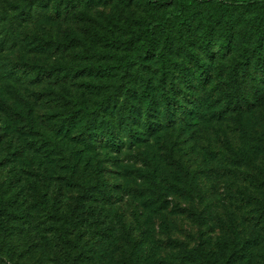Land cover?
Returning a JSON list of instances; mask_svg holds the SVG:
<instances>
[{"label":"rangeland","instance_id":"374dc122","mask_svg":"<svg viewBox=\"0 0 264 264\" xmlns=\"http://www.w3.org/2000/svg\"><path fill=\"white\" fill-rule=\"evenodd\" d=\"M148 1L0 0V196L15 214L0 264H264V70H253L264 0ZM178 9L166 42L145 34L144 20ZM160 84L172 103L200 101L198 122L134 143L121 134L119 152L77 150L75 103L103 102L116 121L123 101L145 105ZM86 180L114 203L87 201Z\"/></svg>","mask_w":264,"mask_h":264},{"label":"trees","instance_id":"16d2710c","mask_svg":"<svg viewBox=\"0 0 264 264\" xmlns=\"http://www.w3.org/2000/svg\"><path fill=\"white\" fill-rule=\"evenodd\" d=\"M255 2H261L263 0H254ZM157 2H164V0H149V4H154ZM216 4H223L222 1L215 0ZM175 17L183 19L182 9L176 11H166L164 15L158 17L152 16L150 20H144L142 23V28L146 35L150 38H154L157 33L160 34L162 38H169V33L167 31L168 25L172 19ZM181 23V21H179ZM201 44L203 45V53L205 58L197 60L196 70L199 72L198 81L200 84H206L209 75L212 73V60H211V49L209 45V38L204 35L201 38ZM189 56L192 58L194 56L193 51L188 50ZM206 57L210 58L209 61H206ZM244 68V66H243ZM36 69V68H35ZM34 69H32L33 71ZM253 70L257 72H262L264 70V58L257 57L253 63ZM16 71H13L11 74L15 75ZM56 68L48 69L45 67H40L38 74H54ZM180 75L183 76L184 68L181 67ZM165 73V71L163 72ZM13 76V75H12ZM15 78H19L15 76ZM159 97L150 98L146 93L147 100L144 104L133 105L131 101H123L118 109L116 121L110 120L106 117L104 112L105 103H98L93 109L88 107L83 102L75 103V107L70 111V120L69 125H75L78 121L85 122V127L80 129L79 136L76 135V139L81 148L77 150L79 152H92L95 147H92L93 142L100 143L101 146L105 145L106 147L112 148L117 152L121 151L122 147L125 144V139H128L131 143L139 140L142 135L151 136L159 132L163 128H170L178 123L183 125H192L198 122L201 117L200 113V104L198 100L190 101L192 108L184 106V103L180 100H176L174 103L171 102L170 89L165 84H160L159 86ZM116 95V93L114 94ZM175 99V98H174ZM203 106V105H202ZM201 106V112H202ZM204 108V106H203ZM99 115L100 118H99ZM103 118V119H102ZM104 120L105 125L101 133H98L96 127L97 123H102ZM141 126L144 129L141 131L139 127ZM62 128L63 125H60ZM121 134H124V138H120ZM145 139V138H144ZM148 140V139H147ZM99 149L102 147L98 146ZM111 149V150H112ZM65 148L60 152L66 154ZM66 156V155H64ZM83 189V197L87 201L93 202H103V203H114L116 196L110 191L107 190L102 184L95 183L91 184L90 180L85 181ZM15 217L14 212L8 206V203L5 199L0 196V227L7 229L9 226V221ZM182 257L187 260L201 261L203 257H206L205 254L198 248H183Z\"/></svg>","mask_w":264,"mask_h":264}]
</instances>
